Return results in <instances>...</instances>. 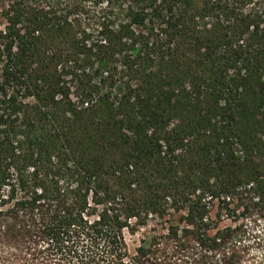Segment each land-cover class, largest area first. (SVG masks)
Segmentation results:
<instances>
[{
	"label": "trees",
	"instance_id": "trees-1",
	"mask_svg": "<svg viewBox=\"0 0 264 264\" xmlns=\"http://www.w3.org/2000/svg\"><path fill=\"white\" fill-rule=\"evenodd\" d=\"M262 219L264 0H0V264H260Z\"/></svg>",
	"mask_w": 264,
	"mask_h": 264
},
{
	"label": "rangeland",
	"instance_id": "rangeland-1",
	"mask_svg": "<svg viewBox=\"0 0 264 264\" xmlns=\"http://www.w3.org/2000/svg\"><path fill=\"white\" fill-rule=\"evenodd\" d=\"M149 232V229H142L140 232L135 235L127 234L126 239L128 243L129 250L134 252L135 248L140 244V239ZM258 232L262 239L261 246L253 248V255L256 263L264 264V219L261 220L260 225L258 226Z\"/></svg>",
	"mask_w": 264,
	"mask_h": 264
}]
</instances>
